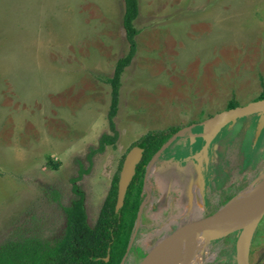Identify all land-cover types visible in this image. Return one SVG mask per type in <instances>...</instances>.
Segmentation results:
<instances>
[{"label":"rangeland","instance_id":"rangeland-1","mask_svg":"<svg viewBox=\"0 0 264 264\" xmlns=\"http://www.w3.org/2000/svg\"><path fill=\"white\" fill-rule=\"evenodd\" d=\"M190 2L184 0L181 7V0H138L140 14L134 26L147 32L140 36L139 51L120 76L119 112L113 119L118 138L114 146L89 157L90 150L98 146L99 137L111 134L107 120L111 87L98 81L93 73L111 77L116 61L128 51L122 25L123 0H0V248L27 237H39L49 243L58 240L66 224L63 208L77 198L73 186L83 194L87 222L92 226L121 157L146 132L179 127L199 138L201 121L226 110L229 100L235 99L239 105L256 101L263 89L261 82L264 84V44L259 49V41L243 57L231 52L224 73L214 69L211 80L204 65L202 68V64H180L186 57L178 53V42L171 41L165 32L168 28L164 21L169 24L170 20V23L180 20L181 13V19L190 18L192 10L187 9ZM85 19L94 23L93 33L88 23L87 31L83 29ZM103 42L109 46L106 51ZM100 48L103 56H97ZM34 53L45 62L58 63L57 67L65 73L81 65L78 72L82 80L74 87L46 93L42 98L44 88L49 86V76L41 70ZM21 54L26 55L23 64L15 66ZM30 54L32 66L25 64ZM94 55L103 61L98 68L91 69ZM17 73L40 81L36 85L43 89H33L35 85L31 88L27 82L26 91L20 90L21 95H39V103L18 98L17 84L13 81ZM51 76L59 85L57 74ZM211 83H216L218 89L208 90ZM210 93L219 94L215 104L201 97ZM35 108L41 118L19 112ZM257 115L207 132L206 135H215L214 139L211 137L213 142L218 138L215 153L219 159L223 156L219 162V185L212 190L202 185V173L185 159L169 158L153 165L145 183L151 201L146 205L141 230L124 264H142L159 251L144 255L162 231L170 235L175 225L199 221L215 205L223 207L230 197L246 191L245 185L258 172H264L260 165L259 171H248L261 163L256 164V160L264 151V125L256 128L260 118ZM55 161L60 163L57 169L51 165ZM155 181L163 197L167 191L170 196H166L165 204L156 202L157 210L149 212L148 221V210L156 197L152 188ZM224 188L230 190L228 194ZM213 195L218 200L212 204ZM182 237L171 240L167 246ZM231 237L222 238L221 244ZM218 241H211L208 251L218 252ZM262 245L264 217L256 237L251 239L248 264H264V259L260 260Z\"/></svg>","mask_w":264,"mask_h":264},{"label":"crops","instance_id":"crops-1","mask_svg":"<svg viewBox=\"0 0 264 264\" xmlns=\"http://www.w3.org/2000/svg\"><path fill=\"white\" fill-rule=\"evenodd\" d=\"M186 1H188V0H186ZM183 2H184V0H181V5H180L181 7H182ZM187 6H188L187 9L192 10V12H191L192 15L190 16V18L188 17V18L181 19V16H182V13H181L180 20H179V18H178V20L175 19V21L173 23H170L171 22V20H170L169 24H167V22L164 21L166 27L168 28V30H166L165 32L167 34H169L171 41L178 42V45H179L178 53H183L186 57V58H182L183 62H181L180 64L188 65V66L191 64H195L197 66L202 64V68L204 65V67L207 69V78L209 77L210 80H211V78L213 79V72L215 70H216L215 72L224 73L223 68L225 66H227L226 64L229 62L228 60L230 59L228 56L233 55L231 52H234V53L237 52V53L241 54L243 57L252 48L251 46L253 45V43L259 41L260 43L258 42V44H257L259 49L262 47L261 45L264 44V0H191V2L187 4ZM25 9L26 8H24V11H25ZM181 10H183V9L181 8ZM17 12H15V13H17ZM181 12H183V11H181ZM139 14H140V7H139V3H138V15ZM12 17H13V13H12ZM137 17L135 19L136 21H137ZM122 18H123V16H122ZM108 20L105 21V24L108 23ZM84 21H85V23H84L83 29L85 31H87L88 24H90V28L92 29V33H93V31L95 30V25H93L94 23H88L87 19H85ZM105 27H106V25H105ZM136 29H138L139 32L136 36V52H135L134 57H136V55L138 53L137 50L139 51V48L137 47V41L140 39V36L143 33L147 32L146 29H141V28L137 27V25H136ZM91 39H93V37ZM85 41H87V40L85 39ZM87 42H89V41H87ZM91 44L93 47L96 46V45H94L93 42ZM106 47H109V46H106V44L104 43V46H103L104 49L103 50H105ZM87 52H88V49H87L86 53ZM98 52L99 53L97 56H103L104 55L101 48L99 49ZM178 53H176V59H177V57H179ZM34 54H37V53H34ZM25 56L26 55L21 54L19 56L18 60L14 62V65L18 66L19 63L23 64ZM32 56H33V54H30L27 56V60L28 59H30V60H28L25 63L26 65L32 66ZM97 56L94 55L91 58L92 59L91 60V66H90L91 69L92 68H98L99 63L101 61H103L102 58L97 57ZM134 57H133V59H134ZM37 59H38L39 66L41 67V70L43 71V73L46 76L47 75L49 76V79H47L49 86L47 88H44V93L42 95V98L45 97L46 93L49 94V92H52V91H58L61 89L63 90V89L69 88V87H74L83 78V76H81L80 73L78 72V70L81 69V65H75L72 68V71H70V73L69 72L65 73V71L60 70L59 65L57 67L58 63L45 62L43 60V58L41 57V55H38V54H37ZM177 62H179L178 59H177ZM85 67H86V64H85ZM52 73L57 74V78L59 80V82H58L59 85H56V83L54 82V80H53L54 76H51ZM84 73L89 74L87 71H85ZM32 74H30V75H32ZM94 75L96 76V79H98V81L104 83L105 85H109L106 82V80L110 77H107V76H105L103 74H99V73H97V74L93 73V77H94ZM13 76H14L13 81H14V83L17 84L16 89L18 90V92H16V94H17L18 98L19 97L23 98L24 100L29 101V103H31V101L39 103V99L41 98V97H39V95H37V94L34 95L33 93H29L28 95H27V93H24V95H21L20 90L24 91L25 89H27V87H28L27 82H29V85H31V88H33L32 86L35 85V87L33 89H37V87L43 89V86L39 87L36 85L40 81L39 80H33V81L29 80L30 78L27 79V77L25 75L18 74V73L16 75H13ZM260 78H262V77L260 76ZM218 79H219V77H218ZM22 82L24 84L21 85L20 83H22ZM261 86H262V88L264 87V84L262 82H261ZM218 87L219 86L216 83H211V84H208L207 89L211 90V91H215L218 89ZM209 95H211V97ZM209 95L205 94V96L201 95V97L209 99L210 101H212L213 104H215L217 101V96L219 94L218 93H216V94L210 93ZM119 96H120V92H119ZM233 100H235V99H233ZM227 104H226V106H227ZM40 105L43 108L47 107V106H44L42 104H40ZM93 105H95V104H93ZM37 106H39V105H37ZM27 108H29V107H27ZM50 110L53 111V109H50ZM92 110L93 109H90L89 111H92ZM38 111H39V109L36 110V108H35V111L30 110L28 112H25L23 109L19 110L20 113L25 114L27 117L28 116H35V118H38V117L41 118V116L38 114ZM118 112H119V102H118L117 114H118ZM117 114H116V116H117ZM252 116H255V115H252ZM207 119L208 118H205L201 122H204ZM27 122L31 123V125H32V122L30 120H28ZM180 130H182V129H180ZM186 133H189V135H193L194 138H197V134H195L193 132L182 131L181 135L176 136L172 140V142L159 154V156L156 158V160L152 164L151 168L153 167V165H155V163L158 165V164H161L164 161H166L168 156L171 153V148L175 144L174 142H176L179 138L183 137ZM206 134H204L202 128L200 130V133H198L199 138L202 137L203 140H204L203 136L209 137L208 143L204 140L203 141L204 145L201 148V151L203 152V155L205 157V163L206 164L210 163L209 170L206 171L205 173H203L201 167H197V166L196 167H197V170L199 171V173H203L202 174V177H203L202 185L205 186V184H206V186H209L210 190H212L214 185H219L218 184L219 183V174L221 171V164L219 162L223 159V156L219 159L217 154L213 152V154L217 160L214 159V161L211 162V158H214V157H213L212 153H210V156H208V153H209L208 148H209V145H210L212 139H214L215 135H206ZM211 137H212V139H211ZM180 141H181V143H183L184 139H183V141L182 140H180ZM179 145H181V144H179ZM182 145H184V143ZM168 150L170 151L168 153V155L166 157H163L164 153ZM197 155H198L196 157L197 161L200 162L198 160L200 154H197ZM198 162H197V164H198ZM211 165L214 166V169H213V167L211 168ZM199 166H200V164H199ZM258 167H259V164H258V166H256L255 169H257ZM262 167H264V165ZM151 168L149 170V173L151 171ZM213 171H214V174H213ZM248 171L252 172L251 169ZM149 173H148V175H149ZM259 173L260 172H258V174L255 177H258ZM255 177H254V179H255ZM144 179H145V177H144ZM254 179L251 182L247 183L244 188L247 189L248 187H250V185H252ZM172 186H173V184H171V187ZM152 188L155 191L156 197L155 196L153 197V198H155V202H153V204L151 205V208L148 210V214H149V212L157 210V208H156L157 203L156 202H158L160 204H162V203L165 204L166 203L165 202L166 196H168V197L170 196V193H168V191H167V194H165L166 196L163 197V195L159 191V184L156 181L153 183ZM178 190H180V188H178ZM178 190L176 191V193L178 192ZM228 190L229 189L224 188L223 191H227L226 193L228 194ZM240 192L242 193L243 191H240ZM214 197H215L214 200L217 201L218 197H216V196H214ZM232 198L233 197H230L225 202L227 203ZM148 199H149V197H147V193H146L145 199L143 201V207L141 210L138 228H137L136 235L134 237L133 244L138 237L139 231L141 230V217L146 210L145 209L146 205H147V203L149 204L151 201V198L149 201H148ZM172 202H174V201H172ZM175 203H176V206H178L176 201H175ZM226 203H224V204H226ZM220 207L221 206L215 205L214 208L212 210H209L207 212V214L205 213V217L200 219V220H203L205 218L212 216L215 212H217V210L220 209ZM206 211L207 210H205V212ZM149 216H150V214H149ZM263 217H264V215L260 219L259 223L261 222ZM150 219H151V216L149 217L148 221H150ZM259 223L256 227V230L253 234L252 239L256 237ZM148 227L150 228L151 226L149 225ZM176 228H177V225H175L173 227V229H176ZM166 236H167L166 232H163V233L157 235L156 237L158 239L156 237L154 239L155 244L148 251H146V253L149 252L160 241H162ZM228 236L231 237L232 234H230ZM228 236H226V237H228ZM151 237H152V233L148 234V238H150V240H151ZM234 238L235 237L233 236L230 238L231 240L228 239V241H224V242H222V244H221V239H220L218 241V242H220L219 250H218V252L215 251L213 260L208 264H236L235 263V257H234ZM230 241L232 242V244L230 243ZM133 244H132L131 249L134 248ZM262 247H264V245H262L260 248H262ZM131 249H130V251H131ZM157 252H155L154 254H156ZM146 253H144V255ZM211 253H213V252H211ZM248 256H249V251H248ZM263 259H264V250L260 256V260H263ZM247 263H248V257H247Z\"/></svg>","mask_w":264,"mask_h":264},{"label":"trees","instance_id":"trees-1","mask_svg":"<svg viewBox=\"0 0 264 264\" xmlns=\"http://www.w3.org/2000/svg\"><path fill=\"white\" fill-rule=\"evenodd\" d=\"M123 2L122 25L126 34L128 51L125 56L116 61L113 75L106 80L111 87L110 107L107 113L111 134L103 133L99 137L98 146L90 150L89 157L103 152L106 146H114L118 138L113 119L118 110L120 76L135 55L136 36L139 32L134 26V20L138 16V0H123ZM260 99H264V87L256 100ZM237 106H239L237 101L231 99L226 109ZM180 129L170 127L167 130L149 131L131 144L121 157L117 172L111 180L107 195L92 226L87 222L83 194L77 190L76 186H73L77 198L63 208L66 218L63 235L53 243L39 237H27L12 242L0 248V264H120L131 239L139 207L146 196L144 176L147 167L154 155ZM134 146L143 149L142 158L126 191L123 206L116 213L119 172L126 153ZM256 161V164L261 162L260 169L264 165L263 150ZM59 164L57 161L51 162L53 169H57ZM255 168L253 166L251 170H259ZM230 243L232 244L231 241Z\"/></svg>","mask_w":264,"mask_h":264},{"label":"water","instance_id":"water-1","mask_svg":"<svg viewBox=\"0 0 264 264\" xmlns=\"http://www.w3.org/2000/svg\"><path fill=\"white\" fill-rule=\"evenodd\" d=\"M260 114V118L258 119V124L257 127L260 129L264 125V99L256 100L249 102L245 105H239L237 107L231 108V109H226L220 113H217L213 115L212 117L208 118L204 122H202V130L204 134H206L211 128H213V131H217L219 128L223 127L226 124H232L235 121L246 118L247 116H252V115H257ZM258 116V115H257ZM184 129L176 132L164 145L163 147L154 155L152 158L150 164L147 167L146 173H145V179L144 182H146V178L148 176L149 170L156 160V158L159 156V154L172 142V140L176 137L181 135L182 131ZM204 140L208 143L209 139L206 136H203ZM142 153L143 149L134 146L129 151L126 153L121 169L119 172V177L117 181V196H116V204H115V212L118 213V211L122 208L126 191L135 175V170L139 162L141 161L142 158ZM264 177V172H260L259 176ZM258 177L255 178L257 180ZM251 186V185H250ZM226 205V204H224ZM143 207V203L140 205L138 214L136 217V222H135V227L131 236V239L128 243L126 253L121 261L120 264H124L126 257L129 254V251L132 247L134 237L137 232L138 228V223H139V218L141 214V210ZM219 211V210H217ZM217 212H215L212 216L205 218L203 220L193 222V223H188L184 226H179L176 229H174V232L171 233L170 235H167L162 241H160L157 245H155L149 252L146 253V256L154 251L155 249H158L159 252L157 253V256L151 261L150 264H160L164 258L167 255V244L173 239H176L184 234H195L197 232H205V233H212L213 236L212 238H215L214 240L218 241L230 234H235L234 238V257H235V263L236 264H248L247 263V257H248V251H249V246L251 243V239L253 237V234L256 230V227L264 215V201L261 204V206L253 212L250 216L247 217L245 221H240L238 223H235L232 227H230L227 230H223L219 227H212L209 226V222L215 217ZM247 227L251 228L250 232V238L248 241V245L246 248L245 256L241 254V241L242 237L247 229ZM145 256V257H146ZM106 261L108 260V257L105 259Z\"/></svg>","mask_w":264,"mask_h":264},{"label":"bare ground","instance_id":"bare-ground-1","mask_svg":"<svg viewBox=\"0 0 264 264\" xmlns=\"http://www.w3.org/2000/svg\"><path fill=\"white\" fill-rule=\"evenodd\" d=\"M264 201V177L254 180L246 191L220 207L209 226L227 230L235 223L245 221ZM251 228L247 227L241 241V254L245 256L250 238ZM176 243L167 246V255L160 264H208L213 260L214 253L208 251V244L214 241L212 233L197 232L193 235L184 234ZM157 254L146 259L142 264H150Z\"/></svg>","mask_w":264,"mask_h":264},{"label":"flooded vegetation","instance_id":"flooded-vegetation-1","mask_svg":"<svg viewBox=\"0 0 264 264\" xmlns=\"http://www.w3.org/2000/svg\"><path fill=\"white\" fill-rule=\"evenodd\" d=\"M183 139H184V142H183L184 145H182L183 143H181V141H180V140L183 141ZM203 141L204 140L202 139V137H200V138H198V137L197 138H194L193 135H189V133H186L183 137L179 138L176 142H174L175 144L171 148V153L169 155L170 157L168 156L167 159H169V158H171L173 160H178V159L182 160V159H185L187 161V164L189 166H194L195 165L197 167H201L202 172L205 173L206 171L209 170L210 163L209 164H206L205 163V157L203 155V152L201 151V148L204 145V142ZM217 141H218V138H217V140L215 139L214 142H213V140L211 141V143L209 145V148H208V152H209L208 153V156H210V153H212V154H213V152L215 153V147H216L215 145H216V142ZM179 144H181V145H179ZM197 154H200L199 155V159H198L200 162L197 161V158H196L198 156ZM213 157L214 158H211V162H213L214 159H216L215 156H214V154H213ZM197 162H198V164H197ZM199 164H200V166H199ZM184 167H186V166L184 165ZM212 167L214 169V166L213 165H211V168ZM213 174H214V171H213ZM144 187H145V184H144ZM145 190H146V187H145ZM214 198L215 197L213 195L212 198H211L212 204L214 203ZM163 232H165V231H162L161 233H163ZM156 254H153L148 259L152 258Z\"/></svg>","mask_w":264,"mask_h":264}]
</instances>
